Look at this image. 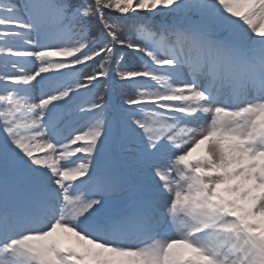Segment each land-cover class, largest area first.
Segmentation results:
<instances>
[{
	"label": "snow or ice",
	"instance_id": "6c2138e0",
	"mask_svg": "<svg viewBox=\"0 0 264 264\" xmlns=\"http://www.w3.org/2000/svg\"><path fill=\"white\" fill-rule=\"evenodd\" d=\"M0 264H264V0H0Z\"/></svg>",
	"mask_w": 264,
	"mask_h": 264
},
{
	"label": "trees",
	"instance_id": "16d2710c",
	"mask_svg": "<svg viewBox=\"0 0 264 264\" xmlns=\"http://www.w3.org/2000/svg\"><path fill=\"white\" fill-rule=\"evenodd\" d=\"M114 15H120V14H118V13H114ZM93 34H95V31H96V29L95 28H93ZM134 64H139L140 63V61L138 60V59H135L134 61H132ZM131 94V93H130Z\"/></svg>",
	"mask_w": 264,
	"mask_h": 264
}]
</instances>
